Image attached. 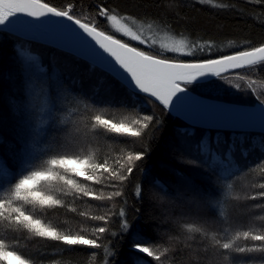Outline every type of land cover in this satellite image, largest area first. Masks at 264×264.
Returning a JSON list of instances; mask_svg holds the SVG:
<instances>
[{
    "label": "trees",
    "instance_id": "16d2710c",
    "mask_svg": "<svg viewBox=\"0 0 264 264\" xmlns=\"http://www.w3.org/2000/svg\"><path fill=\"white\" fill-rule=\"evenodd\" d=\"M47 2L64 7L68 0ZM101 3L114 9L118 16H127L145 27L151 25L150 28L186 39L190 46L196 42H211V53L197 51L196 58H215L241 50L242 46L250 48L264 44V4H256L255 0H212V4L206 5H194L193 0H76L74 13L81 17L87 12L95 13L96 6ZM213 4H227L229 7L222 9L213 7ZM96 22L101 30L111 34L103 18H97ZM28 55L40 59L53 81L57 69L66 73L69 68L76 69L72 74L82 80L87 92H92V86L98 80L105 81L111 86V91H101L96 97L97 102L111 100L130 104L135 101L139 105L138 109H91L89 106L90 111L84 113L83 100L74 98L64 102L62 107L67 110L57 113L69 129V135L63 139L75 145L79 155L91 157L95 161L108 160L109 164L116 168L120 164L127 165L128 152H137L148 147L150 154L137 163L134 172L122 184L114 181L117 184L116 190L121 191L123 195L111 200L106 197L114 191L113 188L83 181L80 177L76 179L82 182V186H87L88 191H94L105 199L95 200L83 196L76 199L71 193L63 195L58 191L63 182L58 179L51 185H45V189L53 190L65 206L37 211L34 215L47 225L57 228L61 234L70 232L95 238L93 229L106 226L108 230L99 234L98 240L103 247H68L57 241L40 238L26 229H18L14 224L0 222V239L5 240L8 250L17 251L27 258L30 264H104L106 258L108 264H264V251L224 252L215 246L214 240L208 239L201 232L187 231L188 225H192L204 229L209 237H222V242H232L233 248H264V242L243 236L245 231L264 235V198H250L264 191L259 187L264 183V152L256 148L250 151L246 158L236 155L235 161L244 171L234 179L221 182L222 192L219 198L212 202L215 213L203 201L193 203L189 198L173 196L171 193L182 189L186 181L200 183L207 179L199 170L191 171L175 159L174 132L181 126H189L187 123L171 111L163 110L158 102L148 103L145 96L129 99L130 89L121 88L118 80L92 64L54 47L24 40L4 31H0V140L3 141L0 154L10 155L11 143L23 131V121L14 106L39 105L44 102V98L39 94L31 97L29 93V98L24 99V96L28 95L25 92L28 73L22 69L27 68L29 64L26 59ZM188 59L192 57L185 60ZM226 75L236 80L232 73ZM248 75L255 81L252 87L256 91L249 90L251 94L238 90L234 91V95L221 94L220 91L209 89L213 83L222 81L219 78L200 86H191L192 92L225 103L261 105L256 95L264 92V67L255 72L249 71ZM137 111L158 116L164 121V128L154 133L150 131L143 140L133 142L134 138L130 137L107 139L105 136H96L86 127L91 115L96 112L110 117L114 122L127 123L135 118ZM195 131L197 137L208 133L215 136L219 132L224 138L240 137L257 146L264 144V133L199 127H196ZM167 153L174 160L167 159ZM36 167L46 168L47 165L41 163ZM90 174L96 175L98 180L102 179L97 173ZM6 195L7 190L0 193V197ZM69 206L76 211L69 210ZM121 208L124 209L126 219L131 225L127 233L121 230ZM81 212L89 216L107 215L108 223L105 225L103 221L88 219L87 216H81ZM137 239H142V242L157 254L164 253L161 261L134 251L131 245ZM105 249L115 255L107 256Z\"/></svg>",
    "mask_w": 264,
    "mask_h": 264
},
{
    "label": "snow or ice",
    "instance_id": "6c2138e0",
    "mask_svg": "<svg viewBox=\"0 0 264 264\" xmlns=\"http://www.w3.org/2000/svg\"><path fill=\"white\" fill-rule=\"evenodd\" d=\"M193 3L194 5H206L212 4V0H193ZM255 3L264 4V0H255ZM76 7V0H68L64 7L54 6L47 0H0V26H3L4 33H11L8 26L18 22L20 17H31L37 21L51 17L70 22L103 56L107 53L106 68L118 78L121 88L131 89L128 93L129 99L145 94L148 103L158 102L163 110L172 112L178 98L192 95L191 86H200L202 83L210 82L212 77L232 84V79L226 75L229 72L241 82L234 84L235 89L249 94L256 91L252 87L255 81L251 79L248 72H255L264 67V44L250 48L242 46L241 50L231 54H221L215 58H196L197 51L211 53L212 43L196 42L189 46L185 40H177L172 46L161 43L159 48L162 51L154 53L152 49L156 47V41L133 31L132 27L125 22L129 17L118 16L114 9H110L103 3L96 6L95 13L87 12L82 17L74 13ZM213 7L223 9L229 5L213 4ZM97 18H103L105 23L111 22L115 33L129 37L131 41L143 45L144 48L133 46L129 42L118 39L115 34L101 30L97 26ZM166 52L174 53L176 56L192 57V59H178L176 56L169 58L165 55ZM26 59L29 64L22 70L28 73L25 83V92L28 95L24 96V99L29 98V93L31 97L39 94L44 98V102L39 105L14 106L23 121V131L11 143L10 155L0 154V193L7 190V195L0 197V222L14 224L18 229H26L40 238L57 241L68 247L90 246L93 249H99L103 247L98 243L99 234L108 230L106 226H97L93 229L95 238L70 232L61 234L57 228L47 225L34 215L37 211L43 212L46 209L65 206L53 190L45 189V185H51L58 179L63 182L58 189L63 195L71 193L76 199L81 196L95 200L105 199L94 191H88L87 186H82V182L76 179L80 177L83 181L113 188L114 191L106 197L107 199L120 197L123 193L116 190L117 184L114 181L122 184L127 180L128 176L134 172L137 163L142 162L150 154V149L146 147L141 151L128 152L127 165L120 164L116 168L112 167L108 160L95 161L91 157L79 155L75 150V145L63 139L69 135V129L67 123L62 121L57 113L66 111L67 109L63 108L62 104L74 98L84 101V113L90 111L89 106L91 109L105 107L138 109L139 105L135 101L130 104L116 103L111 100L97 102L96 97L101 91H111V86L105 81L98 80L92 86V92H87L82 80L72 74L76 69L69 68L66 73H61L57 69L53 81L47 69L36 62V57L28 55ZM256 99L264 105V92L258 93ZM196 126L198 125L191 123L187 127H179L174 132L175 159L191 171L199 170L200 174L207 179L200 183L188 180L182 189L175 190L171 195L189 198L193 203L203 201L215 213L212 202L218 199L222 192L221 182L234 179L244 171L237 165L236 155L239 154L246 158L249 152L256 148L264 152V144L257 146L240 137L224 138L219 132L215 136L208 133L197 137ZM86 127L96 136H105L107 139L130 137L134 138L133 142H135L146 138L150 131L153 133L161 131L164 128V121L154 114L137 111L134 119L127 123H120L96 112L91 115ZM2 144L3 141L0 140V145ZM41 163L47 167L38 169L36 165ZM90 173H97L102 179L98 180L96 175ZM259 187L264 189V183ZM139 195L140 188L137 190V196ZM250 198H264V191ZM69 210L76 211L71 206ZM80 215L87 216L91 220L103 221L105 225L109 220L107 215L89 216L84 212ZM119 216L121 217V230L127 233L131 225L126 219L123 208L119 210ZM187 231L201 232L208 239L214 240L215 246L224 252L230 250L236 253L264 251V248L256 247L233 248L232 242H222V237H209L204 229L192 225H188ZM243 236L264 242V235L261 234H250L245 231ZM131 247L134 251L146 254L156 261H161L164 255V253L157 254L151 247L146 246L142 239L133 241ZM105 251L107 256L115 255L108 249ZM0 262L30 264V261L17 251L8 250L4 239H0ZM104 264H108L107 258Z\"/></svg>",
    "mask_w": 264,
    "mask_h": 264
},
{
    "label": "water",
    "instance_id": "95a60500",
    "mask_svg": "<svg viewBox=\"0 0 264 264\" xmlns=\"http://www.w3.org/2000/svg\"><path fill=\"white\" fill-rule=\"evenodd\" d=\"M8 30L11 32L9 34L24 40L51 46L72 54L118 80L106 68L107 53H104L103 56L74 25L66 20L49 17L37 21L31 17H20L18 22L8 26ZM0 31H4L3 26H0ZM100 51L103 52L102 49ZM214 78L216 77H212L210 80ZM191 94L178 98L172 109V114L188 125L193 123L198 125L196 127L211 130L264 133L263 105L231 104L208 99L192 91ZM141 95L145 96V94Z\"/></svg>",
    "mask_w": 264,
    "mask_h": 264
},
{
    "label": "rangeland",
    "instance_id": "374dc122",
    "mask_svg": "<svg viewBox=\"0 0 264 264\" xmlns=\"http://www.w3.org/2000/svg\"><path fill=\"white\" fill-rule=\"evenodd\" d=\"M126 23H128V25L130 27H132L133 31L137 32V33H141L143 34L144 37H150L152 40H155L156 41V47L154 49H152L154 52H160L162 51L160 48H159V45L161 43L163 44H167L169 46H172L173 42L174 41H177V40H185L186 39H183L181 37H176V36H172L171 34L169 33H166V32H163L162 30H158V29H155V28H150V27H145L144 25H140L136 22H133L132 20L128 19L127 21H125ZM106 26L109 30V32L111 34H115L117 37L119 38H122L124 40H126L127 42L133 44V45H136L138 47H141V48H144L143 45H139L137 42L135 41H131L129 37L127 36H123L122 34L120 33H115L114 32V29L112 28L111 26V22H107L106 23ZM187 42V41H186ZM188 43V42H187ZM189 44V43H188ZM190 46V45H189ZM166 56H169V57H173V56H176V54L174 53H171V52H166L165 53ZM176 58H181V59H187V58H190V57H187V56H176ZM36 62L41 65V66H44L43 63L40 61V59H36ZM232 79V78H231ZM234 80V79H233ZM232 80V84H228L226 83L225 81H219V82H216V83H213V85H210L209 89L211 90H215L217 92H221V94H233L234 95V91H237V89L234 88V84L236 83H241L240 81H238L237 79L233 81ZM232 91V92H231ZM238 91H241V90H238ZM226 92V93H224ZM245 92V91H244ZM219 94V93H218ZM174 151V150H173ZM166 158L169 159V160H174L172 159L171 156H168V153L166 154ZM183 166V165H182ZM181 183V180L180 182Z\"/></svg>",
    "mask_w": 264,
    "mask_h": 264
}]
</instances>
